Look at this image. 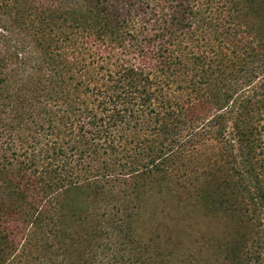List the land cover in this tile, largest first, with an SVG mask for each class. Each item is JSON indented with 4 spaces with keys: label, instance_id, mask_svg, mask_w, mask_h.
Listing matches in <instances>:
<instances>
[{
    "label": "trees",
    "instance_id": "obj_1",
    "mask_svg": "<svg viewBox=\"0 0 264 264\" xmlns=\"http://www.w3.org/2000/svg\"><path fill=\"white\" fill-rule=\"evenodd\" d=\"M213 154L264 264V0H0V264H175Z\"/></svg>",
    "mask_w": 264,
    "mask_h": 264
},
{
    "label": "rangeland",
    "instance_id": "obj_2",
    "mask_svg": "<svg viewBox=\"0 0 264 264\" xmlns=\"http://www.w3.org/2000/svg\"><path fill=\"white\" fill-rule=\"evenodd\" d=\"M225 138L230 139L229 133H225ZM249 150L251 156L254 151L256 156H262L260 148ZM236 153L238 154V149ZM220 155L211 156L213 162L219 163V166L213 165V170L208 173L209 184L205 187L209 190L217 188L218 196L203 194L188 203L180 204L182 209L179 208V217L172 220L171 229L165 232L166 237L172 235L174 238L170 243V252L175 264H247L244 253L250 252L251 246L250 242L247 244L244 241L250 238L252 228L244 211L240 209L238 212L239 208L233 205V201L223 203L221 200L227 189L226 183L213 179V176H220ZM240 247L243 248L238 253V261L233 262Z\"/></svg>",
    "mask_w": 264,
    "mask_h": 264
}]
</instances>
